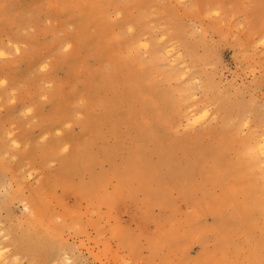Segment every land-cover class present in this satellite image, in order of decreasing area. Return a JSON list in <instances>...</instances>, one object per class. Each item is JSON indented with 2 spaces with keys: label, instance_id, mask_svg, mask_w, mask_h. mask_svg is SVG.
Segmentation results:
<instances>
[{
  "label": "rangeland",
  "instance_id": "374dc122",
  "mask_svg": "<svg viewBox=\"0 0 264 264\" xmlns=\"http://www.w3.org/2000/svg\"><path fill=\"white\" fill-rule=\"evenodd\" d=\"M0 264H264V0H0Z\"/></svg>",
  "mask_w": 264,
  "mask_h": 264
}]
</instances>
